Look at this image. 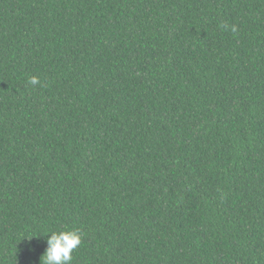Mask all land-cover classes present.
Listing matches in <instances>:
<instances>
[{
    "label": "trees",
    "instance_id": "obj_1",
    "mask_svg": "<svg viewBox=\"0 0 264 264\" xmlns=\"http://www.w3.org/2000/svg\"><path fill=\"white\" fill-rule=\"evenodd\" d=\"M72 229V264H264V0H0V264Z\"/></svg>",
    "mask_w": 264,
    "mask_h": 264
},
{
    "label": "clouds",
    "instance_id": "obj_2",
    "mask_svg": "<svg viewBox=\"0 0 264 264\" xmlns=\"http://www.w3.org/2000/svg\"><path fill=\"white\" fill-rule=\"evenodd\" d=\"M32 84L38 83L33 78ZM79 229L52 232L46 239V250L41 257V264H72L73 252L81 245Z\"/></svg>",
    "mask_w": 264,
    "mask_h": 264
}]
</instances>
